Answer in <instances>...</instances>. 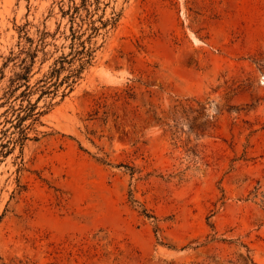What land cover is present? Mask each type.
I'll use <instances>...</instances> for the list:
<instances>
[{"label":"rangeland","instance_id":"1","mask_svg":"<svg viewBox=\"0 0 264 264\" xmlns=\"http://www.w3.org/2000/svg\"><path fill=\"white\" fill-rule=\"evenodd\" d=\"M0 264H264V0H0Z\"/></svg>","mask_w":264,"mask_h":264},{"label":"trees","instance_id":"2","mask_svg":"<svg viewBox=\"0 0 264 264\" xmlns=\"http://www.w3.org/2000/svg\"><path fill=\"white\" fill-rule=\"evenodd\" d=\"M96 29H98V27H96ZM89 61L90 60H86L85 63L89 62ZM32 62H34V60H32ZM65 62L71 63L72 61H69L66 56H61L55 62V66L50 71L49 75L45 79H42V82H43L42 86H44V87L47 86V87H46V89L42 90L41 94L49 93V92L53 91V90H51V87L57 88L64 83H68V86H71V82H69L70 79H75L76 77H78V73L81 71V69H79V70L70 69V72L68 74H66L63 77L61 76L62 70L66 68ZM85 63L81 64V68H83ZM22 69L25 70L24 73H20V72L17 73L16 79H13V81L17 80L18 82H20L18 85V88L25 86V88L22 90L20 96L26 98L32 92L31 87L28 84V81H29L28 74L30 72V66L24 65L22 67ZM21 80H24L25 82H21ZM72 82H74V81H72ZM20 106L23 107V103H21ZM37 106H38L37 103H31L29 101L28 105L24 106L25 107V109H24L25 113L22 115L21 114L18 115L19 122L21 120L27 119L28 117H32L34 120H37V118H34V116L41 114L40 111L35 112Z\"/></svg>","mask_w":264,"mask_h":264}]
</instances>
